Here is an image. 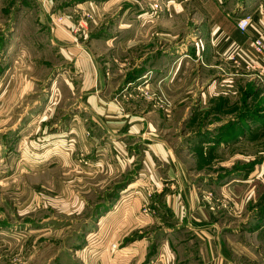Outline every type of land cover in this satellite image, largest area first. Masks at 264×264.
I'll use <instances>...</instances> for the list:
<instances>
[{"label": "rangeland", "instance_id": "rangeland-1", "mask_svg": "<svg viewBox=\"0 0 264 264\" xmlns=\"http://www.w3.org/2000/svg\"><path fill=\"white\" fill-rule=\"evenodd\" d=\"M185 2L0 0V264H96L135 243L147 249L138 264H202L188 219L228 236L238 264H264V78L231 53L204 58L206 23ZM68 40L109 81L104 104L125 117L142 102L164 120L161 135L190 171L192 210L164 185V159H154L162 184L148 183L142 145L84 129ZM172 52L165 85L157 62Z\"/></svg>", "mask_w": 264, "mask_h": 264}, {"label": "crops", "instance_id": "crops-1", "mask_svg": "<svg viewBox=\"0 0 264 264\" xmlns=\"http://www.w3.org/2000/svg\"><path fill=\"white\" fill-rule=\"evenodd\" d=\"M186 2H188L187 5H191V7L195 9L197 16L206 23L207 34H203L201 38L197 39V42L206 43L204 58L208 60L227 58V55L234 50L243 48L249 53L250 58L254 60L255 70L259 71V69L262 68L264 63L262 54L254 51L253 43L260 34L264 37V0H243L240 3L236 0H234V2L233 0H186ZM241 14H250L253 17L251 28L246 32L240 31L237 26V21L243 17ZM57 41H60V39L57 38ZM142 41L145 40H139L138 43L146 45L145 42ZM52 42L57 44L55 40ZM67 46L66 53L72 56L73 70L80 73L77 82L69 81V83L74 85V94H76L77 99H80L82 102L80 108L85 113V120L89 124L84 129L88 132L90 131L93 136L99 132L98 128H96L98 126L102 129L101 133H103V135L106 134L103 130H106L107 134L114 136L113 140L126 141L131 139L136 140L142 145L151 173V180H149L148 183L152 182L158 184L162 179L161 177L153 178V173L154 176H157V168H155L154 159L159 158L161 161L164 159L166 163H168L166 164L168 167L166 171L168 179H165L167 183L164 185H166V187L169 185V188L167 187L168 189L181 191L188 208L192 210L195 206L196 195L194 186L190 179H188L190 178V171L187 166L177 158L174 148L168 143L167 139L161 135L162 123L164 120L160 119L155 114V111L146 110L142 102L136 103L134 109H128L129 113L125 117L119 111L115 110V105L104 104L101 99L109 89V81L98 76L99 73L95 68L94 60L84 46L82 47L79 44H75L74 40H68ZM172 54L173 52L165 54V58L159 60V63L157 62V65L162 67V70H158L157 73L155 71L156 76L154 78L155 80L162 79L160 81L165 85L171 81V72L166 70L168 64L166 58H169ZM183 55L185 54H180V56ZM143 62H145L143 58L138 60L140 65ZM0 102L4 104L6 101H1L0 97ZM201 104L200 94H198L195 99V104L192 106L193 110L200 109L202 106ZM185 105H187V102ZM26 120L27 118L23 119L22 117L19 122L22 123ZM72 121L75 126L74 130L76 131L79 127L77 123L78 117L75 115ZM167 123L168 122H165V125ZM187 123L188 112H186V116L182 120V125ZM15 128H11L10 132L13 133ZM146 170L147 167L142 169V173H139L140 176H142ZM206 182H209V180L203 181L200 187H202V185L204 186ZM136 183H140V178L132 183L131 186ZM181 192L177 195L180 196ZM169 196L166 194L164 197L172 201ZM172 199L178 202L177 197H173V194ZM188 217L189 216H187V218ZM176 218L180 220L178 216H176ZM185 227L190 231H194L201 239L200 246H194L192 249H189V251L191 252V250H194L196 254L194 258H198L202 264H238L230 255L232 252L236 253V251L234 246L230 243L228 236H221L220 231H208L209 229L207 227L193 225L190 219H188ZM144 249L143 251L142 244H126L118 250L119 253L114 258L104 253L101 263L111 264L118 259L119 264H129V262L134 260H136L138 264L145 260L144 258L147 252L146 246ZM90 260L95 263L94 258H90ZM101 263L96 262V264Z\"/></svg>", "mask_w": 264, "mask_h": 264}, {"label": "built area", "instance_id": "built-area-1", "mask_svg": "<svg viewBox=\"0 0 264 264\" xmlns=\"http://www.w3.org/2000/svg\"><path fill=\"white\" fill-rule=\"evenodd\" d=\"M253 22L252 15L248 14L237 21V26L240 31L246 32L249 28H251ZM254 51L257 53H261L264 60V37L260 34L253 43ZM229 60L237 67L246 66L248 68L255 69L254 60L250 58V55L246 50L237 49L234 50L230 56ZM261 76L264 78V63L262 68L259 69Z\"/></svg>", "mask_w": 264, "mask_h": 264}]
</instances>
